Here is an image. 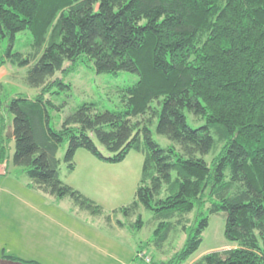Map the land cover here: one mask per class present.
I'll return each instance as SVG.
<instances>
[{
    "label": "trees",
    "instance_id": "1",
    "mask_svg": "<svg viewBox=\"0 0 264 264\" xmlns=\"http://www.w3.org/2000/svg\"><path fill=\"white\" fill-rule=\"evenodd\" d=\"M23 31L31 33L35 53L13 50ZM82 60L98 73L126 71L138 80L121 89L123 109L84 102L55 129L46 94L71 85L52 78ZM5 64L28 67L26 82L41 88L35 98L14 97L6 106L13 116L12 161L32 186L100 216L102 205L61 178L60 147L68 143L69 171L79 149L109 163L142 152L134 200L114 214H138L131 225L141 228L140 209L154 211L160 248L195 209L223 212L225 237L236 247L194 264H264V0H0V67ZM2 89L0 161L10 140ZM156 121L167 146L153 138ZM208 226L206 216L167 264H185Z\"/></svg>",
    "mask_w": 264,
    "mask_h": 264
},
{
    "label": "rangeland",
    "instance_id": "2",
    "mask_svg": "<svg viewBox=\"0 0 264 264\" xmlns=\"http://www.w3.org/2000/svg\"><path fill=\"white\" fill-rule=\"evenodd\" d=\"M33 44L31 33L23 31L17 34L13 50L27 54L35 53ZM8 45V40L5 39L2 43L3 49H7ZM65 67L68 69L58 72L52 80L61 79L70 84L71 88L58 85L52 92L46 94V98L53 103V105L47 104V107L50 124L55 129H60L65 118L84 102H96L102 110L123 109L121 89L138 80V74L126 71L98 73L92 62L83 60L75 66L68 62ZM28 69V67H15L9 79L7 77L4 82L1 112L7 121L12 120L13 116L7 111L6 106L14 97L35 98L41 92V88L32 87L26 82ZM189 123L196 126L190 115ZM156 124L157 121L152 126L153 138L160 145L167 146L171 141L165 135L156 132ZM11 140L7 143L8 153L14 154L15 141ZM99 147L105 155L109 154L104 147L101 145ZM67 148L68 143L65 142L58 152L64 179L67 171V164L64 161ZM79 150L83 163L87 165L92 163L89 162L91 161L89 158L98 160L90 151ZM210 157L211 154L207 155L206 159L209 160ZM143 163V153L132 150L125 160L119 163H105L99 160L97 165L90 164L92 167L81 166V171L74 178L76 181H84L86 189L93 190L104 202H97L104 208V214L100 216H93L87 211L71 213L70 208L74 203L67 197L60 201L57 210L49 212L50 217L43 218L27 205L30 198H26L25 208L20 210V213L24 212V227L19 228L17 222L0 226V241H2L0 258L6 254L24 261H39L42 264H125L123 262L130 261L131 253L137 245H146L145 251H149L153 258L164 260L163 263L166 264L181 250L188 235L192 234L195 226L199 225L201 219L206 216L209 218V226L203 233V242L187 262L210 249L224 250V247L236 245L225 237L226 217L223 212L210 214L204 209L200 213L199 209H195L186 215V226L177 225V230L171 233L169 239L160 248L157 247L160 241L154 235L158 226L154 211L144 207L140 209L139 214L144 220L141 228H134L131 225L136 223L138 214L132 216H126L121 212L114 214L115 209L127 206L134 200L142 176ZM27 181L28 177L25 176V182ZM42 196L44 199L54 200L50 195ZM6 201L9 209L12 202ZM3 209L6 210V207ZM109 215L112 216L111 222L107 219ZM70 217H76L91 231L86 233L81 230L73 224L74 221H69ZM119 221L125 223V226H120ZM45 236H49L50 239ZM112 242H116L119 249H115ZM3 248L5 254L2 253Z\"/></svg>",
    "mask_w": 264,
    "mask_h": 264
},
{
    "label": "crops",
    "instance_id": "3",
    "mask_svg": "<svg viewBox=\"0 0 264 264\" xmlns=\"http://www.w3.org/2000/svg\"><path fill=\"white\" fill-rule=\"evenodd\" d=\"M15 66H12L11 64H5L2 67H0V89L1 87L3 88L4 86V82L6 80V78L11 76L12 72L14 71ZM5 121L7 122V128L4 132V136L7 137V131H8V127L12 124L11 120L7 121L5 118ZM12 142L14 141V139L12 138L11 140ZM11 143V142H10ZM80 150L77 151L76 156H75V164L76 167L74 169V171H69L67 168L66 171V178H63V172L61 169V163H60V173H61V178H63L64 182L71 185L72 187L78 189L79 191H81L84 195L88 196L89 198L95 200L98 203H104L98 195L95 194V192L92 190L88 191L84 185V181H76L74 178L75 175H78L79 171H81V166L85 165L86 167H92L91 165H97V163L99 162L98 160H94L93 158H89L92 162L90 164H85L83 163V161H81L82 159L80 158ZM83 156V155H81ZM12 157L13 154H9L6 157V159L4 161H0V226L2 224H9L10 222H17V226L20 228L24 227V220L25 218L23 217V213H20V210L25 208V204L27 202L26 198H30L28 201V206L31 207L37 214H39L41 217L43 218H47L48 216L50 217V213L52 210H57L58 205L60 203V201L62 200H58L55 197L51 196L54 198V200H47V198H42L44 195H49L45 192H43L42 190H40L39 188L32 186L31 185V181L28 178V181L25 182V170L23 167H19V166H15L13 164L12 161ZM59 158V157H58ZM60 159V158H59ZM101 161V160H100ZM105 162V161H102ZM106 163V162H105ZM109 163V162H107ZM28 177V176H27ZM43 193V194H40ZM98 196V197H97ZM46 197V196H45ZM6 200H9L10 202H12V205L9 209H7V207H9V204L7 203ZM53 201V202H52ZM72 208H70L71 213H79V211H83L80 210L78 207H76L74 204H72ZM3 207H6V210L3 209ZM63 213V212H62ZM52 218V217H51ZM70 222L74 221L75 223H73L74 225L80 227L81 230L85 231L86 233H88V231H91L87 226H84L82 223L79 222V220L76 217H70L69 218ZM1 228V227H0ZM47 239H50L49 236H45ZM2 242V241H0ZM1 245V244H0ZM112 246L115 247V249H119V245H117L116 242H112ZM142 245H137V247L132 251L131 253V257H130V261L129 262H123L125 264H129V263H134L135 261V255L137 253L138 250L141 249ZM149 247V246H148ZM236 247V245H231V246H227L224 247V249H228V248H233ZM150 248V247H149ZM222 248H217V249H210L208 250L206 253L197 256L196 258L190 260L189 262H186L185 264H194L198 259H200L203 255L213 252V251H217V250H221ZM4 248L2 253L5 254L4 252ZM149 253V251H147ZM6 255V254H5ZM153 256L155 254H152ZM1 259V258H0ZM156 261L159 262H164V260L159 259L157 257L154 258ZM34 261V260H33ZM39 262V261H37ZM41 263V262H39ZM42 264V263H41Z\"/></svg>",
    "mask_w": 264,
    "mask_h": 264
},
{
    "label": "built area",
    "instance_id": "4",
    "mask_svg": "<svg viewBox=\"0 0 264 264\" xmlns=\"http://www.w3.org/2000/svg\"><path fill=\"white\" fill-rule=\"evenodd\" d=\"M129 264H165L156 261L151 254H149L145 250H138L136 255H135V261L134 263H129Z\"/></svg>",
    "mask_w": 264,
    "mask_h": 264
},
{
    "label": "water",
    "instance_id": "5",
    "mask_svg": "<svg viewBox=\"0 0 264 264\" xmlns=\"http://www.w3.org/2000/svg\"><path fill=\"white\" fill-rule=\"evenodd\" d=\"M13 127H12V124L8 127V131H7V137L12 139L13 138ZM9 263H12V264H25L23 262H19V261H12V260H7V259H3L1 258L0 259V264H9Z\"/></svg>",
    "mask_w": 264,
    "mask_h": 264
}]
</instances>
